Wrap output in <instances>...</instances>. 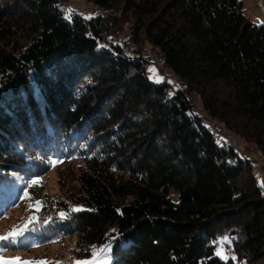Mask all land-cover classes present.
<instances>
[{
	"label": "trees",
	"instance_id": "trees-1",
	"mask_svg": "<svg viewBox=\"0 0 264 264\" xmlns=\"http://www.w3.org/2000/svg\"><path fill=\"white\" fill-rule=\"evenodd\" d=\"M64 1L0 0V219L25 191L33 205L24 235L0 249L76 237L77 259L110 242V264L264 261L255 165L187 99L264 155V25L238 0H84L97 14L70 19ZM125 15L128 42L158 54L171 93L109 38ZM52 161L76 182L64 199L29 187ZM224 237L228 259L216 254Z\"/></svg>",
	"mask_w": 264,
	"mask_h": 264
},
{
	"label": "rangeland",
	"instance_id": "rangeland-1",
	"mask_svg": "<svg viewBox=\"0 0 264 264\" xmlns=\"http://www.w3.org/2000/svg\"><path fill=\"white\" fill-rule=\"evenodd\" d=\"M238 2L242 13L248 20L255 25H264L262 0H238ZM63 3L62 8L64 10L72 9V14L83 15L84 17H92L94 14H97L96 12L98 11L95 7L86 4L84 0H65ZM124 17L119 19L115 28H112L113 31L115 30L118 34L111 31L109 38L114 44H118V46L122 48L125 55L133 58L140 57L146 60L148 62L145 66L147 77L156 84L167 83L169 88L168 94L171 93L172 89L178 87V83L168 70L161 68V61L158 54L152 51L148 44H142V48H137L128 42V34L133 27L134 19L129 15H125ZM124 20L127 22L124 23ZM187 99L192 105V109L208 123L209 127L213 129L216 134H220L223 137L226 135V133H223V125L216 123L214 120L207 117V114L202 111L200 99L196 93L188 94ZM227 135L229 136L230 134L227 133ZM224 138L229 145H232L235 149H240L243 156L252 160L255 165L254 175L257 183L264 185V155L254 147V144L251 141L245 140L240 136L233 137L234 139L230 137L233 142L229 141L226 137ZM78 165V163H74L73 166L77 167ZM73 180V176L59 177L58 171L53 165L49 172L37 179V184L42 187V192L49 198L64 199L69 195V191L76 186V182ZM29 206L30 203L27 201V197L24 198L23 196L19 205L14 207L13 210L0 219V236L6 235L13 228L19 229L24 226L26 221H28V214L30 215L31 210H33L32 207L30 208ZM76 241V237H71L65 241L47 246L30 247L26 251H5L0 249V261L7 262V264H23V262H32V264H36V262H43V264H57L62 261L74 264L75 261L92 259H77L75 257V251L77 248ZM1 242L2 241H0V243ZM109 253L110 252L107 253V258L110 264L111 257ZM258 264H264V261L259 262Z\"/></svg>",
	"mask_w": 264,
	"mask_h": 264
},
{
	"label": "snow or ice",
	"instance_id": "snow-or-ice-1",
	"mask_svg": "<svg viewBox=\"0 0 264 264\" xmlns=\"http://www.w3.org/2000/svg\"><path fill=\"white\" fill-rule=\"evenodd\" d=\"M66 15H65V19H70L71 15L73 13L72 9H67L65 10ZM86 18H90V17H86ZM151 71V70H150ZM53 165L55 164V161H52ZM38 181L33 180L31 182V184L29 185V187H31L32 185L37 184ZM264 186V185H262ZM28 196L27 191H25L24 193V198H26ZM40 201H36L35 202V207L36 210L39 211V205H40ZM30 208L33 207V205L29 206ZM72 211H81L80 208H73ZM65 214L64 213H60V217L64 218ZM32 217H29L28 222H31ZM27 229V223L24 225L23 228H13L10 232H8L6 235L0 236V241H9L11 243H16L17 242V237L23 236L25 230ZM218 245H220V247L217 249L216 254L219 255L222 259H228L223 252V245L225 244H230L231 240H229L228 237H224L220 240H218L216 242ZM111 250V243L109 242V244H106L103 248L97 250V249H93L92 251V259L90 260H84V261H75L74 264H109V260L107 258V253L110 252ZM18 259V258H17ZM232 259L234 260L235 257L233 256ZM0 264H7V262L4 261H0ZM23 264H32V262H23ZM36 264H43V262H36Z\"/></svg>",
	"mask_w": 264,
	"mask_h": 264
},
{
	"label": "built area",
	"instance_id": "built-area-1",
	"mask_svg": "<svg viewBox=\"0 0 264 264\" xmlns=\"http://www.w3.org/2000/svg\"><path fill=\"white\" fill-rule=\"evenodd\" d=\"M225 134V133H224ZM223 134V135H224ZM224 137H226L229 141H231V138L226 134ZM231 142H233V141H231ZM235 148V147H234Z\"/></svg>",
	"mask_w": 264,
	"mask_h": 264
}]
</instances>
